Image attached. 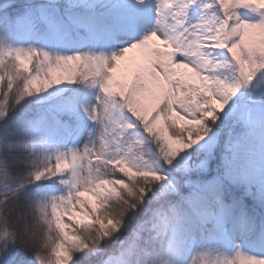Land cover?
Wrapping results in <instances>:
<instances>
[{"label":"snow or ice","instance_id":"6c2138e0","mask_svg":"<svg viewBox=\"0 0 264 264\" xmlns=\"http://www.w3.org/2000/svg\"><path fill=\"white\" fill-rule=\"evenodd\" d=\"M0 264H264V0H0Z\"/></svg>","mask_w":264,"mask_h":264}]
</instances>
